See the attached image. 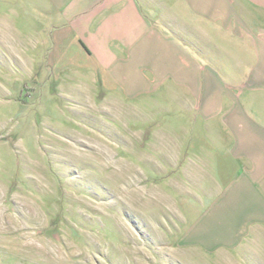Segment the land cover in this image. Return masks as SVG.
<instances>
[{
    "label": "crops",
    "instance_id": "1",
    "mask_svg": "<svg viewBox=\"0 0 264 264\" xmlns=\"http://www.w3.org/2000/svg\"><path fill=\"white\" fill-rule=\"evenodd\" d=\"M15 1L0 24L30 15L54 75L141 110L159 171L204 204L179 244L264 264V0Z\"/></svg>",
    "mask_w": 264,
    "mask_h": 264
},
{
    "label": "rangeland",
    "instance_id": "2",
    "mask_svg": "<svg viewBox=\"0 0 264 264\" xmlns=\"http://www.w3.org/2000/svg\"><path fill=\"white\" fill-rule=\"evenodd\" d=\"M20 28L0 24V264H254L179 244L204 204L177 197L175 168L159 171L141 110L132 121L107 92L83 96Z\"/></svg>",
    "mask_w": 264,
    "mask_h": 264
}]
</instances>
